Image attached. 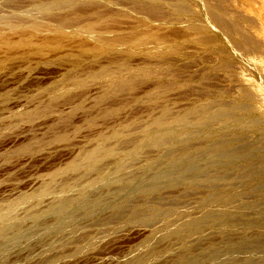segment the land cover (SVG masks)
Listing matches in <instances>:
<instances>
[{"label":"rangeland","instance_id":"obj_1","mask_svg":"<svg viewBox=\"0 0 264 264\" xmlns=\"http://www.w3.org/2000/svg\"><path fill=\"white\" fill-rule=\"evenodd\" d=\"M263 5L0 0V264H223V219L263 240Z\"/></svg>","mask_w":264,"mask_h":264},{"label":"bare ground","instance_id":"obj_2","mask_svg":"<svg viewBox=\"0 0 264 264\" xmlns=\"http://www.w3.org/2000/svg\"><path fill=\"white\" fill-rule=\"evenodd\" d=\"M253 188L257 190L259 193L262 190H264V181L262 180V178L261 179L259 178L257 180ZM239 191H241V195H242L244 192H246V188L240 187ZM233 196L234 195H228V196L219 195L217 198L212 197L209 203L205 204L203 210H205L206 215H210L214 212H219L223 214V210H227L231 213V215H226L228 218L235 217L236 214H238L243 208H245L244 207L245 204L240 205L239 211L235 213L234 211L235 209L234 210L231 209V203H233L232 202ZM214 202H216L217 204L214 205L213 204ZM215 206H218L217 211L213 209ZM163 219H166V220H162L166 222L164 226V229H166V231H161V233L166 234V232H169L176 235L179 239H182L184 249L189 248V242L187 241V238L189 237L193 238L200 235V232L196 228L199 225L198 222H195L187 218L185 215L181 214L180 212H174L168 215H163ZM241 221L243 220L237 218V223H239L238 226H235L233 219H223V221H219L215 223V224L223 225V234L226 236L228 240L226 244H224L223 253L220 254V257H214V259L215 260L223 259V264H264V239L263 240L260 239L259 241L250 243L246 239H242L241 237H239L240 232L238 231L239 230L244 231L245 229H247V227L244 226L245 225L244 223H240ZM199 223H202V221H200ZM260 230L262 229L260 228ZM180 264H194V259L192 255H190L189 258L180 261Z\"/></svg>","mask_w":264,"mask_h":264}]
</instances>
